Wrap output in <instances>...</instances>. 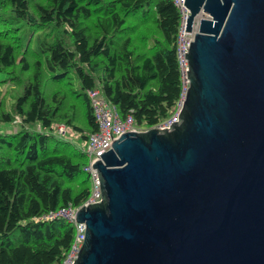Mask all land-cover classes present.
<instances>
[{"label": "water", "instance_id": "water-1", "mask_svg": "<svg viewBox=\"0 0 264 264\" xmlns=\"http://www.w3.org/2000/svg\"><path fill=\"white\" fill-rule=\"evenodd\" d=\"M177 121L94 154L101 199L75 213L71 264H264V0H185Z\"/></svg>", "mask_w": 264, "mask_h": 264}, {"label": "trees", "instance_id": "trees-1", "mask_svg": "<svg viewBox=\"0 0 264 264\" xmlns=\"http://www.w3.org/2000/svg\"><path fill=\"white\" fill-rule=\"evenodd\" d=\"M181 13L173 0H0V264H60L75 235L44 218L90 194L89 89L149 128L176 105ZM69 128L76 139L56 129Z\"/></svg>", "mask_w": 264, "mask_h": 264}, {"label": "built area", "instance_id": "built-area-1", "mask_svg": "<svg viewBox=\"0 0 264 264\" xmlns=\"http://www.w3.org/2000/svg\"><path fill=\"white\" fill-rule=\"evenodd\" d=\"M184 1L185 0H173L181 13L180 26L177 35V56L182 77V89L180 97L171 114L166 119L155 125L161 128L169 127L174 121L178 120L189 84L187 76V69H189L188 58L185 57L186 48L190 47V41L193 40L194 34L198 30L200 19L204 16L202 13L197 15L194 19L191 30H185L187 15L190 11L186 4H184ZM88 95L98 122V129L92 132L87 141L82 144V149L88 157V162L84 169L89 174L91 179L90 194L87 199L78 206L72 204L62 206L56 210L50 211L44 216V218L61 217L66 221L71 222L75 227L74 238L60 264H71L72 261L77 258V253L84 241L85 223L78 222L76 220V210L81 205H87L101 199L97 168H92L94 154L98 155L101 159L102 155L100 153L103 151L106 152L112 147V143L110 142L112 138L118 137L120 133L126 131H139L144 129L134 124L131 115H128L125 118L121 117L115 105L109 103L98 88L89 89ZM60 130H63V127H60Z\"/></svg>", "mask_w": 264, "mask_h": 264}, {"label": "rangeland", "instance_id": "rangeland-1", "mask_svg": "<svg viewBox=\"0 0 264 264\" xmlns=\"http://www.w3.org/2000/svg\"><path fill=\"white\" fill-rule=\"evenodd\" d=\"M8 76V75H6ZM3 73H0V79L2 78H5L6 77ZM12 87H17L16 85H11L9 82H0V92L3 91V92H6L8 91L9 92V95H12ZM2 130H14L18 124L16 123H4L2 125H0ZM60 127H63V130H60ZM56 129L58 130V133H62L63 135H65L68 139H76V135L73 134L71 132V130L69 128H66L64 124H58ZM76 142L80 143L79 145L82 146V143H81V140L79 139H76L75 140Z\"/></svg>", "mask_w": 264, "mask_h": 264}]
</instances>
